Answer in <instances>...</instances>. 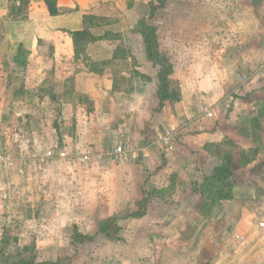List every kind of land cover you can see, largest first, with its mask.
<instances>
[{"label": "rangeland", "instance_id": "1", "mask_svg": "<svg viewBox=\"0 0 264 264\" xmlns=\"http://www.w3.org/2000/svg\"><path fill=\"white\" fill-rule=\"evenodd\" d=\"M179 1L184 0L170 5L175 7ZM194 1L216 4L223 0ZM255 3L264 13V0ZM151 6L147 4L145 10ZM191 25L196 27L195 23ZM189 26H183L187 32L194 29ZM196 28L204 30L207 25L199 23ZM163 30L159 29L160 34ZM218 41L215 45L222 46ZM92 47L90 42L83 45L81 56L93 61ZM10 73L5 89L7 72L6 76L0 74V156L11 157L10 163L0 165V264L21 260H32L35 264H218L231 258L233 264L240 261L238 247L244 242L225 241L231 238L232 227L240 220L239 224H244L236 216L239 206L246 203L249 211H254L252 222L264 221V117L255 118L253 113L264 103L247 96L248 105H239L237 114L232 113L228 123L222 119L226 112L234 110V104L222 101L214 107L204 105L202 110L214 109V115L208 117L209 126L220 125L216 142L209 141L208 147L204 145L179 159L172 156V161L170 157L168 161L162 156L165 147L153 144L145 158L138 155L117 160L109 154L120 142L116 144L108 138L98 149L93 145L85 151L75 148V125L70 124L75 119L61 113L57 81L43 80L46 91L55 97L52 99L37 89L24 92L20 88L21 93L19 75L25 73L20 69H11ZM64 87L67 91L69 86ZM176 87V83L171 85L173 90ZM177 102L165 104L167 107L158 111H164L158 132L174 129L171 145L188 126V120L183 117H178L177 124L167 122L168 118L177 119ZM60 134H66L68 140H62ZM150 136L136 144L121 143L148 147L157 139V134ZM49 148L55 154L64 150L67 156L62 159L55 155L44 164L33 160L34 154ZM86 151L90 152V158L79 160ZM230 152L235 159L232 165L235 189L247 192L242 197L236 195L207 207L199 188H204V179L222 156ZM153 155L155 161L149 164V170L144 161ZM183 163L187 167H182ZM164 184L168 190L151 196L144 212L133 216L142 189L158 190ZM110 216L116 218L118 227L113 235L98 234L92 242H72L74 229L95 234L99 223Z\"/></svg>", "mask_w": 264, "mask_h": 264}, {"label": "crops", "instance_id": "2", "mask_svg": "<svg viewBox=\"0 0 264 264\" xmlns=\"http://www.w3.org/2000/svg\"><path fill=\"white\" fill-rule=\"evenodd\" d=\"M173 1L176 0H167L151 17L150 9L145 8L151 2L156 4L155 0H55L54 15L49 13L45 0H0V74L6 76L7 72L8 80L3 89L9 83L11 69L25 73L19 75L21 93L37 89L53 96L44 88V81H57L60 110L65 117L74 116L75 121L70 124L75 125V148L80 151L92 149L91 145L98 149L107 138L116 144H136L146 141L152 133L158 136L163 122L160 116L164 114L155 110L158 67L146 58L145 44L137 30L145 19L155 27L159 50L172 64L170 83L178 86L179 114L167 122L177 124L178 117L188 120L185 132L170 148H165L162 156L168 161L172 156L176 160L201 150L209 141L216 142L215 135L220 131V125L209 126L211 120L202 110L204 105L214 107L222 101L234 104V110L226 112L222 119L228 123L239 105H248L247 96L264 103V69L257 70L256 65L264 57V13L255 0H223L216 4L184 0L175 7L170 5ZM84 15L104 18L101 26L91 28L94 34L117 35L114 39L90 42L97 69L91 72L69 60L73 44L68 32L84 26ZM191 23L196 27L205 23L207 29L200 30ZM184 25L194 29L188 33ZM218 39L222 42L220 47L215 45ZM18 45L28 51L24 66L14 58ZM62 68L67 71L62 73ZM241 76H246L242 85L238 82ZM64 86H69L67 91ZM263 110L261 106L254 111V117H264ZM60 135L62 140H68L66 134ZM153 160L154 155L144 161L149 170ZM184 166L187 167L185 163ZM236 190L238 197L247 192ZM247 205L239 206L236 214L244 224L241 226L239 219L230 230L231 240L225 242L231 244L234 235H241L244 243L238 247L240 264H264V227L251 221L255 213ZM228 260L217 263L233 264L232 258Z\"/></svg>", "mask_w": 264, "mask_h": 264}, {"label": "trees", "instance_id": "3", "mask_svg": "<svg viewBox=\"0 0 264 264\" xmlns=\"http://www.w3.org/2000/svg\"><path fill=\"white\" fill-rule=\"evenodd\" d=\"M156 4L151 2L149 16H153L159 8H162L167 0H155ZM49 13L54 15L57 13L56 2L55 0H45ZM105 22L104 18L97 17L93 15H84L83 23L84 26L81 29L75 31H69V35L72 39L73 44V54L69 57L70 62L75 66L79 64L83 66L84 69L88 71L97 70L95 63L86 56H81V48L83 45L89 42H94L102 39H114L117 37L116 34L110 32H104L103 34L96 35L91 31V28L96 26H101ZM137 30L143 38L145 44L146 58L154 65L158 67L157 71V105L155 107L156 111L163 109L167 102H173L179 100V92L171 88L170 75L173 71L172 64L162 54L159 50V44L156 34V29L153 25L149 24L145 19L141 20L138 24ZM28 51L22 46L18 45L15 52V61L24 66L26 63V58ZM63 58V57H62ZM64 60V59H63ZM67 71L66 68H62L61 72L64 73ZM52 99H55L54 95L51 96ZM209 146V145H208ZM207 146V147H208ZM214 147V143L213 146ZM256 150V149H255ZM235 159L233 157V152L222 156L220 163L213 168L212 173L204 179L202 184L204 188L200 189L199 192L205 196V203L207 207L210 204L218 203L221 201L231 200L235 197V186L232 181V165ZM248 162V161H247ZM166 189H156L153 188L150 191L142 189V198L137 201V210L133 216L140 215L144 212L146 204L149 201L151 196H157L158 194L165 193ZM202 209H205L201 207ZM98 231L95 234H84L76 229H74V234L72 236V242L86 243L92 242L96 235L103 234L105 236L113 235L118 227L116 225V218L114 216L107 217L99 223ZM13 264H35L32 260L26 261L21 260ZM44 264V263H40Z\"/></svg>", "mask_w": 264, "mask_h": 264}, {"label": "built area", "instance_id": "4", "mask_svg": "<svg viewBox=\"0 0 264 264\" xmlns=\"http://www.w3.org/2000/svg\"><path fill=\"white\" fill-rule=\"evenodd\" d=\"M264 69V58L261 59L259 65L257 66V70ZM246 80V76L241 79V82L244 83ZM204 113L207 117H212L214 115L213 108H205ZM174 129L173 128H166L162 133L158 134L157 139L155 141H151L148 144V147H139L135 145H127L123 146L122 143L116 145L111 153L114 159L121 160V159H133V157L142 156L143 158L147 157L150 154V146L153 144H157L163 146L165 148L171 147V142L174 138ZM58 156L59 158H65L67 153L64 150H59L56 154L54 153L53 148L45 149L44 151H39L38 153L33 155V160L36 161L38 164H44L49 160H52L54 156ZM90 158V152L86 151L80 154L78 157L79 160H88ZM11 162V157L9 155L0 156V165H5ZM258 227H264V221L258 222ZM234 239L239 243L243 242L244 238L241 235H234Z\"/></svg>", "mask_w": 264, "mask_h": 264}]
</instances>
